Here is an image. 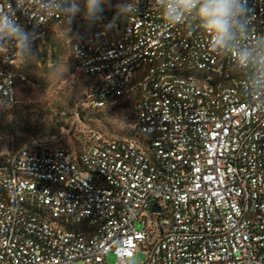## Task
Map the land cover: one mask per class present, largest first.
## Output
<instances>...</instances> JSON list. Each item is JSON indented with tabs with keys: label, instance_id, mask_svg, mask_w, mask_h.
<instances>
[{
	"label": "built area",
	"instance_id": "built-area-1",
	"mask_svg": "<svg viewBox=\"0 0 264 264\" xmlns=\"http://www.w3.org/2000/svg\"><path fill=\"white\" fill-rule=\"evenodd\" d=\"M18 2L22 14L17 0L0 9L36 33L33 44L68 19ZM135 5L119 35L77 37L73 57L94 77L89 107L137 95V136L91 131L79 155L38 141L1 154L0 264H133L139 248L141 264H264V82L234 53L213 54L192 17L169 24L156 0ZM248 6L237 48L264 37V0ZM20 57L0 42L6 108Z\"/></svg>",
	"mask_w": 264,
	"mask_h": 264
},
{
	"label": "rangeland",
	"instance_id": "rangeland-1",
	"mask_svg": "<svg viewBox=\"0 0 264 264\" xmlns=\"http://www.w3.org/2000/svg\"><path fill=\"white\" fill-rule=\"evenodd\" d=\"M116 2L105 4L104 19L91 27L79 16L71 23L64 19L53 24L46 40L32 45L33 54L20 57L15 66L17 103L6 108L0 101V155L33 141L76 152L90 144L91 131L107 140L134 138V95L100 110L89 108L84 102L88 80L75 71L73 59V41L77 37L97 39L103 34L116 36L122 32L124 16L111 26L109 15L116 16ZM83 3L81 0V6ZM15 123L21 127L13 128ZM35 126L49 130L41 136ZM136 228L142 230L143 226L136 223ZM146 260L147 253L139 248L131 263ZM115 262L114 256L107 257L108 264Z\"/></svg>",
	"mask_w": 264,
	"mask_h": 264
},
{
	"label": "clouds",
	"instance_id": "clouds-1",
	"mask_svg": "<svg viewBox=\"0 0 264 264\" xmlns=\"http://www.w3.org/2000/svg\"><path fill=\"white\" fill-rule=\"evenodd\" d=\"M111 0H41L46 13L58 12L66 16L69 23L77 16L90 27L100 23L104 17V5ZM162 10V19L169 24H181L192 17L194 23L208 36V48L213 54L234 53L241 68H253L254 79L264 82V37L253 47H239L238 41L248 30L245 22L252 9L248 0H156ZM11 4H9V7ZM117 10L111 26L120 16L138 11L135 0H117ZM16 12L23 13V6L17 0ZM36 33L29 30L15 13L8 14L0 9V42L14 41L21 57L31 56Z\"/></svg>",
	"mask_w": 264,
	"mask_h": 264
},
{
	"label": "trees",
	"instance_id": "trees-1",
	"mask_svg": "<svg viewBox=\"0 0 264 264\" xmlns=\"http://www.w3.org/2000/svg\"><path fill=\"white\" fill-rule=\"evenodd\" d=\"M110 17H111V20H113V17H114V14L113 13H111L110 15H109ZM122 19H124V21L126 20V16H124V17H122ZM119 24L121 23V22H118ZM50 29V28H49ZM48 32V31H47ZM46 38H47V34H46V37H45V39L44 40H42V41H38V42H36L37 44H40V43H43L45 40H46ZM35 43V44H36ZM73 59H74V57H73ZM74 65H75V63H74ZM76 71V70H75ZM78 73V72H77ZM80 74V73H79ZM80 75H82V76H84L87 80H88V89H87V92H86V94H85V99H84V102H85V104L88 106V104H87V102H86V95H87V93H88V91L90 90V88L93 86V84H94V77H91V76H85V75H83V74H80ZM15 76H16V74H15ZM134 95V98H135V104H136V99H137V95L136 94H133ZM121 99H123V98H121ZM121 99H118V100H116V101H114V102H117V101H119V100H121ZM114 102H112V103H114ZM111 104V103H110ZM135 104H134V115H135ZM109 105V104H108ZM89 107V106H88ZM89 108H91V107H89ZM93 110H100V109H94V108H92ZM102 109V108H101ZM12 127L13 128H20L21 127V124L20 123H15V124H13L12 125ZM45 127H36L35 126V128L34 129H36L37 130V133H41V136H45L46 134H47V131L49 130V127H46L45 129H44ZM135 133V132H134ZM137 135L135 134V136H134V138L136 137ZM89 146V145H88ZM88 146L87 147H84V148H82V149H80V150H78V151H74V153H76V154H78L79 155V153L80 152H82L83 150H85V149H87L88 148Z\"/></svg>",
	"mask_w": 264,
	"mask_h": 264
},
{
	"label": "water",
	"instance_id": "water-1",
	"mask_svg": "<svg viewBox=\"0 0 264 264\" xmlns=\"http://www.w3.org/2000/svg\"><path fill=\"white\" fill-rule=\"evenodd\" d=\"M154 210H156V207H154Z\"/></svg>",
	"mask_w": 264,
	"mask_h": 264
}]
</instances>
